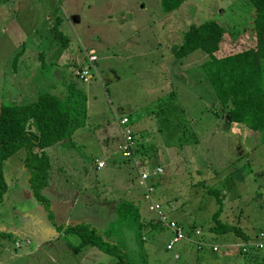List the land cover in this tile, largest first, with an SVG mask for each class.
Here are the masks:
<instances>
[{"label": "rangeland", "instance_id": "rangeland-1", "mask_svg": "<svg viewBox=\"0 0 264 264\" xmlns=\"http://www.w3.org/2000/svg\"><path fill=\"white\" fill-rule=\"evenodd\" d=\"M65 14L80 16L81 23L73 25L76 33L64 21L60 27L51 24L59 16L66 21ZM254 16L249 0H184L169 12L161 9L160 0H0V106L32 100L39 90L54 92L50 73L30 69L43 58L51 68L49 62L63 51L59 38L62 30L75 47L80 40L92 42L97 38L101 53L98 73L93 76L99 97L95 107L91 101L89 108L91 119L101 115L90 124L96 125L95 132L87 137L93 143L92 152L87 153L75 142L46 148L51 171L43 193L50 198L52 210L35 196L27 182L30 171L22 170L19 158L26 152L24 148L4 163L8 192L19 189L20 198L9 202L7 193L0 204V264H114L115 256L94 246H86L79 254L73 252L70 246L80 239L76 234H65L64 228L82 222L101 233L108 231L135 262L211 264L215 258L209 252L204 260L201 256L203 263L198 262L199 249L212 250L209 245L217 243L225 250V238L230 243L239 240L234 233L209 232L219 207L213 190L226 196L220 218L253 236L245 242L252 241L264 229V137L259 131L258 136H249L243 124L225 123L226 114L214 89L210 88L212 94H205V81L194 79L196 72L204 79L200 64L208 53L197 49L179 57L176 46L192 23L213 19L225 28L224 41L231 49L227 51H240L256 43ZM22 46L27 51L18 57ZM38 50L45 51L42 58ZM66 59L69 54L57 63L69 77ZM262 64L264 67V59ZM111 70L116 78L111 77ZM79 84L83 89L89 87L77 80ZM114 109L119 116L130 113L137 125L147 128L145 138L155 150L148 158L149 166L155 170L161 164L164 170L156 180L153 199L163 203L168 217L177 218L188 235L198 239L201 234H211L212 241L204 240L209 245L187 241L195 247L189 244L185 248L181 241L168 250L171 233L157 225L149 230L148 220L155 219L156 212L142 196L138 206L144 223L141 244L129 222L114 220L118 214L115 198L135 197L134 193L124 195L128 185L139 194L144 192L137 168L123 161L120 169L113 168L107 160L105 167L92 169L88 179L83 169L89 166L91 156L113 147L115 137L107 141L104 130L115 124ZM218 111L222 121L216 119ZM103 119L109 121H102L101 126L98 122ZM235 167L245 172L239 184L226 178ZM117 173L121 174L114 180ZM123 180L126 184L121 183ZM192 225L196 226L190 229ZM197 227L201 229L199 235L194 233ZM16 241L20 247L15 246ZM236 244L233 246L237 248Z\"/></svg>", "mask_w": 264, "mask_h": 264}, {"label": "trees", "instance_id": "trees-1", "mask_svg": "<svg viewBox=\"0 0 264 264\" xmlns=\"http://www.w3.org/2000/svg\"><path fill=\"white\" fill-rule=\"evenodd\" d=\"M183 1L160 0V6L164 12H169ZM249 1L255 10V45L228 54L221 53L225 28L218 21L209 19L189 26L183 41L176 46V54L183 57L197 49L207 52L209 57L202 65L212 89L217 94L219 104L229 115L228 121L243 124L248 131H259L264 137V0ZM36 94L32 100L0 106V204L8 191L3 172L4 161L24 148L26 154L23 161L30 171L29 182L32 190L52 210L50 198L43 193V189L49 184L51 171L46 148L53 144L70 143L73 133L85 126L87 95L75 85L63 97L50 90H39ZM213 192L217 195L219 207L213 214L209 232L238 235L241 230L238 225L220 218L226 196L220 190ZM117 211V218L114 220L129 222L141 244L144 223L140 219L138 207L132 200L122 199L117 203ZM148 221L151 223L149 230L154 225L158 226L157 221ZM195 226L192 225L190 229ZM64 233L79 237L80 242L70 246L75 254H79L89 245L115 256L114 264H147L144 259L143 262H135L124 245L115 241L108 231L101 233L88 223L69 225L64 228Z\"/></svg>", "mask_w": 264, "mask_h": 264}, {"label": "crops", "instance_id": "crops-1", "mask_svg": "<svg viewBox=\"0 0 264 264\" xmlns=\"http://www.w3.org/2000/svg\"><path fill=\"white\" fill-rule=\"evenodd\" d=\"M47 15H48L47 17H50V14H47ZM63 16H65L66 21L64 19H61L60 16H59L55 20H52V18H50L52 20L51 24L55 23V25H57V26L60 27V25L61 26L63 25V21H64L67 24L69 23V25H70L71 29L73 30V32L75 31V33H76L75 26H73V25L74 24H80L81 23L80 16L79 15H71V16H68L67 14H65ZM51 30H52V28H51ZM56 31H57L56 34L59 35L58 34L59 33L58 30H56ZM42 38L43 37L41 36L39 38V40H41ZM59 38L62 41L61 43L64 45L63 51L60 54L57 52L55 54L54 61L51 60L49 62V65L51 66V68H48L47 67L48 65L46 64V61L43 58L41 60H38V62L36 64H33V66L30 69V71L31 72H34V71L39 70V71H42V72H44V73H46L48 75L50 73V76L52 78L51 83H50V89H53V91H54L53 93H56L60 97H63L64 95H66L67 94V91L70 88L74 87V85L76 87H78L79 89H82L84 92H86V95H87V110H88L87 111L86 124H85V126L77 129L73 133V135L71 136V139H70V143H74V142L75 143H78L87 153H91L92 152L91 151V147H92L93 143L91 141H89L87 139V137L89 136L90 133L95 132L94 130H96V125H95V127H93L90 124H91V122H94L96 119L100 118L101 115L98 116V117H96L95 119H91V116H89V108L91 106V101H93L92 102V106L93 107H95V105H96V103H95L96 100H97L96 98L99 97L98 92H97L98 84L92 78L90 81H88L86 83L82 82L84 84H87V86L89 85L88 88H84L83 89L82 87H80V84L77 85V80L78 79L74 76V72L72 70L74 69V67H76L78 65L84 64V62L86 60L85 50L89 51V50H93L94 49L96 51L97 55H98V59H100L101 53L99 51L98 45L95 43V40L97 38L95 40H93L92 42H89V41L82 42L80 40L78 47H75V45L71 43L70 35L67 34V33H65L64 30H62L60 32V37ZM228 45H229L228 43H226L225 41H223V43H221L222 51L220 49V52L221 53H225V54H228L229 52H231V51H227V50H231L229 47H227ZM49 46H51V45L49 44ZM24 50L26 52L27 51V48L25 46H22L20 48V51H19V53L20 52L21 53L20 54L18 53L19 54L18 57L22 54V52ZM37 53H38V56L42 58L44 56L45 51L44 50H38ZM67 54H69V59H66V61L68 62V66H70V71H71V75L69 77L65 75V69H64V67H62L61 65H58V63L61 62V60L64 59V56H66ZM208 57H209V55H208ZM17 58L14 60V64H16ZM98 59L96 60V64L98 63ZM57 61H58V63H57ZM52 63H55V64H53V66H52ZM202 63H204V62H202ZM202 63L200 65H201L202 70L204 71V68H203ZM204 72L202 73V76L204 77V79H201L200 78V75L201 74H198L197 72H196L197 76L194 79L197 80V81H200V82L201 81L202 82L205 81L206 84L205 83L204 84H205L206 89H207L205 91V94L206 93L212 94V91L213 90L210 89L211 86H210L209 80L207 79V76H206V74ZM110 75H111L112 78H116L117 77L116 72H114V70H111L110 71ZM53 78H54V81H53ZM164 78H165V75H164ZM99 80H100V82L102 84L101 77L99 78ZM78 81H80V80H78ZM92 82H93V84H92V86H90V84ZM217 101H218V98H217ZM218 103H219V101H218ZM221 109H222V106H221ZM129 110H132V109L129 108ZM118 111L121 112V108ZM222 111H224V113L226 114V119H224V121L227 124V123L230 122V121H228L229 115H228V113L225 110L222 109ZM123 114H126V115H128L130 117V124H131L132 128L134 129V133H135V137H136V142H137V146H138L137 147L136 154H137V156L140 158V160L142 162V167L145 168V169H147V170H151L152 172H154V168L150 167L149 166V163H148L149 162L148 161L149 156L151 157L152 155H154L155 154V150L152 149L151 144H149L148 141L145 138V137H147V134H146L147 128L145 126H141L140 124L137 125V123L133 120L132 115L130 113L123 112ZM215 114L218 116L220 113L218 111ZM95 115H97V113H95ZM112 116H114L115 124L112 127L106 128L104 130L105 131L104 134L107 137V141H109L110 138H112V141H113V139L115 137V141H114V144H113V147H112L113 149L112 148H106V149L102 148V151H103L104 154H96L95 156H91V158L88 160V163L90 162L89 166H86L85 165L83 167V169H85V173H86V178L87 179L90 176L92 169H96L97 168L96 170H98L100 168V167H96V165L94 163L96 158H99V159H102V160L106 161L105 162V166L107 164V160H109V163H111V165L113 166V168H119V164L122 161L125 162V163H131V165L133 167V163H132L131 159H125L123 157V155H121L120 150H119V144L122 141L123 135H122V132H121V126L119 127V122H118V116H119V114L116 112V109H114V112H113V115ZM221 117L222 116L219 115V117H216V119L222 121V118ZM105 120H106V123H107V121H109V119H103L100 122H98V124H100L101 126H104V124H102V121H105ZM230 123H232V122H230ZM231 125H229V129H231V132H232V128L233 127ZM109 126H110V124H109ZM236 133H237V131H236ZM247 133H248L249 136L254 135V134H256V136H258L257 135L258 133H256L255 131H250L249 130V131H247ZM143 138H145V139H143ZM256 140H258V137H257ZM63 144H66V143L64 142V143H60V144H57V145H63ZM57 145L56 144H53L51 146H56L57 147ZM48 147H50V146H48ZM116 152L120 153V156L119 157H114V154ZM25 154H26V152L23 153V154H21V155H19L20 164L22 165V167H21L22 170L27 169L26 166L24 165V161H23ZM156 157L159 158V156H156ZM49 158H50V156H49ZM6 161H7V159L4 161V163ZM161 166H162L161 164L156 165V168L161 167ZM133 168H135V167H133ZM54 170L55 169L53 168V173H54ZM55 172H56V170H55ZM56 174H57V172H56ZM120 174L121 173H117L116 176H115V178H114V180H116L117 179V176L120 175ZM244 175H245V172H244L243 168H237V167H235L226 176V178H228V180L235 181L236 184H239L240 181H242L241 178H244ZM158 176L159 175L154 176V177L151 178V180H152V182L154 184L156 183V180H159ZM29 178H30V175L27 178V182H28L29 186H31L30 185V182H29ZM121 183H125L126 184V181L123 180ZM141 185L143 186L142 182H141ZM143 188H144V186H143ZM131 189H133V190H131ZM22 192L25 193L24 191H22ZM7 193H8L7 194L8 197H6V199L9 202H13L14 200H18L20 198V191H19V189L16 190V188H11V190L9 192L7 191ZM129 193H130V196H131V193H134L135 197L133 198L131 196L129 198H122V199H130V200H132L137 207L140 205L139 198H141V196L145 200L149 201V199L147 197V194L145 192V189H144V192H142V194H139V193H137L136 190H134L133 187H130L128 185V187L126 188V190L124 192V195L126 196ZM122 199L115 198V201H117V203H118ZM156 201H158V200H156ZM158 202H160V201H158ZM117 203L115 205H117ZM160 203L163 204L162 202H160ZM52 205L53 204H51V207L50 208H52ZM149 205H150V210H151V203ZM138 209H139V207H138ZM175 219H177V218H175ZM152 220H155L154 219V216H153ZM225 221H226V219H225ZM61 231H63V229H61ZM0 234H1V232H0ZM210 235L208 237V236H202V234H201L198 237L199 240H202L205 243V244H202V245H209L204 240L212 241L211 240L212 237ZM235 235H236L235 237L239 238V240L235 241V243H230L228 241L229 238H225V241L228 242L227 245H226L227 249H225V250L224 249L221 250V247H219V249L217 251L213 250V246L214 245H217V243H214L213 245H209V247L212 250H210L209 248L199 249L201 251V253L198 254V256H197L198 262L199 263H203L202 260H201V256H202V259L204 260L206 258L207 252H209L211 255H214V258H215L214 261L211 262V264H264V249H253V251H251L250 253L244 254V253H242V251L239 248V244H241L242 242H245L246 239L247 240L251 239V236L252 235L245 234L244 231H242V229L240 230V233H238V235L237 234H235ZM26 239H29V238H26ZM29 242H30V240H29ZM29 242H27V243H29ZM182 242L185 244V248L188 247L189 244H192V243H190L192 241H190V242L182 241ZM233 244H236V246H238V247L237 248L234 247ZM192 245L194 246V244H192ZM18 247H20V245ZM176 256L179 257L180 254L179 253H176ZM205 264H207V263H205Z\"/></svg>", "mask_w": 264, "mask_h": 264}, {"label": "built area", "instance_id": "built-area-1", "mask_svg": "<svg viewBox=\"0 0 264 264\" xmlns=\"http://www.w3.org/2000/svg\"><path fill=\"white\" fill-rule=\"evenodd\" d=\"M86 60L84 64L74 67V76L81 82L90 81L94 74L98 73L96 60L98 55L96 51L85 50ZM99 76V74H97ZM118 122L121 126L122 132V141L119 144V149L125 159H131L133 167L137 168L141 182L144 186L147 197L151 203V208L156 212L155 221H157L158 226L163 229H167L171 236L167 242V249L173 250L176 247L177 242L181 241H192L199 245L205 244L203 241L195 239L194 237L185 233L183 225L176 219L169 218V214L164 208L163 204L158 201H155L152 197V193L155 191V184L152 182L151 178L161 174L164 170L161 167H158L152 172L142 167V162L136 154L137 144L134 129L130 124V117L126 114L118 116ZM96 167H103L105 165L104 160L96 158L95 159ZM195 235L201 233V229L198 227L194 230ZM29 242V239H26ZM20 243L16 241V246L18 247ZM239 248L242 253H250L253 249H264V229H261L254 239L250 242H242L239 244ZM219 246L214 245L213 250L217 251Z\"/></svg>", "mask_w": 264, "mask_h": 264}]
</instances>
